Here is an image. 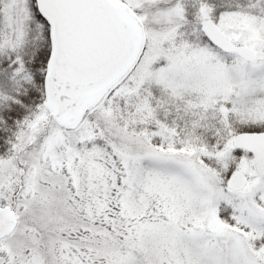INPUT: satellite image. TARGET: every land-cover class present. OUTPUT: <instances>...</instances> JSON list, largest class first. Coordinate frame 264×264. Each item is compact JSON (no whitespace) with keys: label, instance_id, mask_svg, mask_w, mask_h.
<instances>
[{"label":"snow or ice","instance_id":"1","mask_svg":"<svg viewBox=\"0 0 264 264\" xmlns=\"http://www.w3.org/2000/svg\"><path fill=\"white\" fill-rule=\"evenodd\" d=\"M0 264H264V0H0Z\"/></svg>","mask_w":264,"mask_h":264}]
</instances>
